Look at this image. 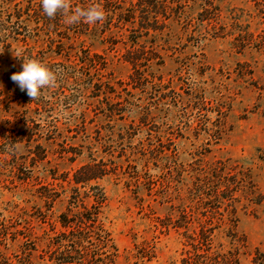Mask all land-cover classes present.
Masks as SVG:
<instances>
[{"label": "rangeland", "instance_id": "rangeland-1", "mask_svg": "<svg viewBox=\"0 0 264 264\" xmlns=\"http://www.w3.org/2000/svg\"><path fill=\"white\" fill-rule=\"evenodd\" d=\"M201 2L187 18L198 17ZM212 2L218 14L210 22L168 21L155 40L161 59L148 63L141 82L129 79L124 28L54 39L105 57L95 82L104 92L56 80L53 107L35 114L51 139L40 140L46 157L29 181L0 174V264H57L58 213L73 172L92 159L105 174L91 184L106 195L111 242L102 250L91 237L83 264H264V0ZM15 44L0 47V90L20 115ZM29 45L47 49L42 36ZM17 154L32 156L22 146ZM48 183L59 193L51 208L37 196Z\"/></svg>", "mask_w": 264, "mask_h": 264}, {"label": "trees", "instance_id": "trees-1", "mask_svg": "<svg viewBox=\"0 0 264 264\" xmlns=\"http://www.w3.org/2000/svg\"><path fill=\"white\" fill-rule=\"evenodd\" d=\"M195 1L68 0L69 11L97 5L104 11L105 18L96 24L79 22L60 29L61 23H65L66 13L58 12L55 17L49 18L43 13L40 0H1L0 47L11 48L16 42L14 48L19 51L20 66L11 65L13 73L22 70L23 61L39 60L55 73L56 80L62 84L64 81L68 84L73 80H78L82 82L81 87L88 90L90 94L97 93L94 96H98V93L103 94L104 89L98 87L95 82L99 81L97 76L106 68L105 57L83 47L68 50L71 46L66 47L67 42L63 41V43L57 44L54 39L71 40V38L76 39L84 35L96 36L94 32L97 31L104 34L111 32L113 28H124L125 31H128L127 38L130 41V48L125 54L126 61L131 66L129 79L131 81L138 79L141 82L147 76L145 72L148 63L158 64L161 59L154 51L155 40L161 37L169 20H184L186 18L187 22L190 21L195 25L199 22H210L217 17L216 10L218 9L213 5L212 0H202L198 17L187 18L189 16L187 9ZM41 36L46 39L47 49H37V47L29 45L30 40H37ZM139 38L149 39L150 41L147 43L149 45L141 43ZM50 50L60 60L57 62L59 66L55 67L54 59L47 55ZM11 84H13L12 92L15 93V97H12L20 104L19 109L24 114L16 115L14 113L11 108L13 101L9 95L8 100L3 104L2 99L5 98L3 91L0 90V174L8 172L13 175L12 177L16 176L18 180L25 182L31 178L36 163L43 161L46 157V150L40 140L51 139L43 138L47 133H44L43 128L41 129L35 114L53 107V100L57 99L52 97V92L58 86L45 89L38 98L33 99L27 95L26 91H21L15 82L11 81ZM71 94L75 95V93H70L68 96L64 95L63 98H70ZM58 98L61 100L60 97ZM108 113L123 116L122 109L110 108ZM38 115L42 117L41 114ZM2 122L4 127H2ZM11 123L18 127L11 126ZM18 146H22L27 151L25 155L29 157L32 155L30 159L18 157ZM100 163V161L92 159L79 166L71 176L65 211L58 213L57 217L61 228L57 233L61 241L55 245V248L60 250L59 257L53 259L57 264L88 262L85 256L89 250L88 243L91 237L96 240V246L102 250H106L111 242L109 232L102 225L101 210L105 206L106 195L97 184H91L92 181H97L105 175L98 169ZM47 185L50 184L40 187L41 191L37 196L44 203V207L51 208V203L57 200L59 193ZM88 200L91 202L88 203ZM70 253L74 255H68ZM75 255L78 257H74ZM215 264H219L217 260H215Z\"/></svg>", "mask_w": 264, "mask_h": 264}, {"label": "clouds", "instance_id": "clouds-1", "mask_svg": "<svg viewBox=\"0 0 264 264\" xmlns=\"http://www.w3.org/2000/svg\"><path fill=\"white\" fill-rule=\"evenodd\" d=\"M40 6L49 18L55 17L58 12L66 13L65 22L67 24L79 22L96 24L105 18L104 11L97 5L69 11L68 0H40ZM11 80L18 85L21 91H26L28 96L36 99L45 89L55 85L56 75L41 61L28 60L23 61L22 70L12 74Z\"/></svg>", "mask_w": 264, "mask_h": 264}]
</instances>
